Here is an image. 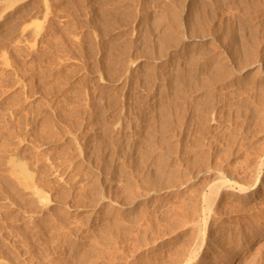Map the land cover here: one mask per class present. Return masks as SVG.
<instances>
[{"label": "rangeland", "instance_id": "374dc122", "mask_svg": "<svg viewBox=\"0 0 264 264\" xmlns=\"http://www.w3.org/2000/svg\"><path fill=\"white\" fill-rule=\"evenodd\" d=\"M263 155L264 0H0V264H264Z\"/></svg>", "mask_w": 264, "mask_h": 264}, {"label": "bare ground", "instance_id": "6f19581e", "mask_svg": "<svg viewBox=\"0 0 264 264\" xmlns=\"http://www.w3.org/2000/svg\"><path fill=\"white\" fill-rule=\"evenodd\" d=\"M171 13H172V15L174 16V19H175L176 21H178L179 18H180V14H179V1H178V2H175V4L172 5ZM189 18H190V17H188L187 19L189 20ZM176 21H175V22H176ZM189 21H190V20H189ZM176 23H177V22H176ZM188 23H189V22H188ZM199 28H200V26H199ZM202 28H204V27H202ZM200 30H201L200 32H202L203 29L200 28ZM203 31H204V30H203ZM191 40H194V38H191ZM251 52H252V51H251ZM251 56H252V55H251ZM213 76H218V77H213ZM212 77L215 78V80H218V81H219V78H220V77H219L218 74L214 73V74H212ZM216 78H217V79H216ZM176 81H177V80H176ZM189 81H190V80H189ZM205 81H206V80H205ZM207 82H208V80H207ZM207 82H206V83H207ZM175 83H176V82H175ZM195 83H196V82H195ZM200 83H201V82H200ZM191 84H192V82H190V86H189L190 89H191V86H192ZM201 84H202V83H201ZM208 84H209V83H208ZM197 86H198V85H197ZM209 86H210V85L207 86L206 84H205V86H202V87H203L202 89H203V91L205 92V95H204L205 97H206L207 95L209 96V95L211 94V93L209 94V92H210V90H209ZM186 87H187V85H186ZM189 87H188V89H189ZM196 88H197V87H196ZM210 88H211V87H210ZM175 89H176V88H175ZM188 89H187V90H188ZM199 89H200V88H199ZM214 89H215V88H214ZM193 90L196 91V89L192 88V91H193ZM189 91H191V90H189ZM189 91H187V92H189ZM192 91H191L190 93H192ZM198 91H199V90H198ZM201 92H202V91H201ZM199 93H200V92H199ZM186 96H187V94H186ZM200 96H202V95H200ZM208 96H207V97H208ZM202 97H203V96H202ZM177 98H178V97H177ZM177 98H176V99H177ZM208 98H209V97H208ZM208 98H207V99H208ZM203 99H206V98H202V101H203ZM209 99H210V98H209ZM174 101H175V100H174ZM176 101H177V100H176ZM177 102H178V101H177ZM208 102H209V100H208ZM202 103H203V102H202ZM186 104H187V103H186ZM186 104H185V105H186ZM205 104L207 105V107L210 105L209 103H205ZM179 105H181V104H179ZM185 105H183V106H185ZM201 105H202V104H201ZM203 105H204V104H203ZM179 107H180V106H178V109H177L178 111H179ZM185 107H187V105H186ZM184 109H185V108H184ZM184 109H183V110H184ZM204 109H205V108H204ZM206 109H207V108H206ZM206 109H205V110H206ZM185 110H186V109H185ZM185 110L182 111V112H185ZM207 111H208V110H207ZM175 113H177V112H175ZM175 113H174V114H175ZM177 114L180 115L179 113H177ZM181 114H182V113H181ZM178 115H177V116H178ZM187 116H188V115H187ZM179 117H180V116H179ZM179 117H178V118H179ZM182 117H183V116H182ZM184 117H185V116H184ZM198 118H199V117H198ZM202 118H203V117H202ZM200 119H201V118H200ZM203 119H204V118H203ZM198 120H199V119H198ZM199 123H200V122H199ZM260 164H262V165L264 164V155L261 157V161H260L259 165H260ZM252 176H254V175H252ZM258 177H259V174H258ZM225 182H226V181H225ZM226 183H227V182H226ZM227 184H228V183H227ZM256 190H257V182L253 183V185H251V187H241V188H239V194H241V195H243V196H249V195L253 194ZM130 195H131V193H130ZM130 197H131V196H130ZM130 197H129V198H130ZM132 197H133V196H132ZM133 199H134V198H133ZM113 211H114V210H113ZM112 213H113V212H112ZM112 215H113V214H112ZM114 216H115V215H114ZM116 217H117V215H116ZM116 217H114V219H117ZM112 218H113V217H112ZM117 220H119V218H118ZM117 220H116V221H117ZM119 221H120V220H119ZM113 222H115V221H113ZM109 223H110V222H109ZM116 223H117V222H116ZM180 223H182V222H180ZM111 224H112V223H111ZM118 224H120V223L118 222ZM172 224H173V223H172ZM177 224H178V225H176V226H177V228H178L179 223H177ZM194 224H195V223H194ZM113 225H114V224H113ZM113 225H111V226H112V227H111L112 230H114L113 228H115V225H114V227H113ZM174 225H175V222H174ZM174 225H172V228L174 227ZM181 225H182V224H181ZM195 225H196V226H194V225L192 224V226H194L195 229H193V230L191 229L192 231H194V233H193V234H194V237H192L193 239H192L191 243H190V241H188L189 244H191L190 249L188 248L189 250L186 251V248H184V247H185V246H184L183 248H184V250L186 251V252H185L184 250H182L183 248H181V250H182V251H181L182 254H183V252H185V254H184L181 258H180V256L177 255V257H179L180 259L178 258V260L172 262V264H192V262L194 261V259H195L196 256H197V255H196V250H197L198 248H201V247L204 245V240H203V237H202V235H203V234H202L203 231L201 230V228H200V226H199L198 224H195ZM197 225H198V226H197ZM109 226H110V225H109ZM109 226H108V227H109ZM118 226H119V225H118ZM176 226L174 227L175 230L177 229ZM192 226H191V227H192ZM167 227H168V226H167ZM169 227H170V226H169ZM109 228H110V227H109ZM109 228H108V229H109ZM172 228H171V229H172ZM179 228H180V226H179ZM162 229H164V228H162ZM171 229H169V231H171V233H172V231H174V230H171ZM117 230H118V229H117ZM165 230L167 231V228H165ZM115 231H116V230H115ZM164 232H165V231H163V233H164ZM175 232H176V231H175ZM117 233H118V232H117ZM117 233H116V235H117ZM105 234H106V232H105ZM158 234H159V233H157V235H158ZM165 234H166V233H165ZM193 234H192V235H193ZM112 235H113V234H111L110 237H111ZM102 236H103V235H102ZM108 236H109V235H108ZM114 236H115V235H114ZM159 236H160V235H159ZM106 237H107V236H106ZM115 237H116V236H115ZM107 238H108V237H107ZM116 238H117V237H116ZM105 240H106V239H105ZM108 240H110V239H108ZM108 240H107V242H109ZM190 240H191V239H190ZM188 242H187V243H188ZM205 242H206V241H205ZM114 243H115V242H114ZM95 244H96V243H95ZM110 244H111V243H110ZM92 245H93V244H92ZM186 246H187V245H186ZM96 249H97V248H96ZM96 249H95V250H96ZM208 249H209V248H208ZM92 250H93V249H92ZM102 251H103V250H102ZM102 251H100V252H102ZM199 251H200V249H199ZM79 252H80V251H79ZM87 253H88V252H87ZM94 253H95V254H98L99 251H98L97 253H96V252H94ZM206 253H207V252H206ZM77 254H78V253H77ZM85 254H86V253H85ZM85 254L82 253V254H80V255H81L82 258H83V257H84L83 255H85ZM88 254H91V252H89ZM99 254H100V253H99ZM178 254L182 255L181 253H178ZM80 255H79V256H80ZM79 256H78V257H79ZM92 256H93V255H92ZM94 256H95V255H94ZM96 256H98V255H96ZM96 256H95V259H96ZM205 256H206V255H205ZM100 257H101V256H100ZM175 257H176V256H175ZM175 257H174V258H175ZM177 257H176L175 259H177ZM194 257H195V258H194ZM86 258H89V259H90L91 256L89 257V255H88V257H87V255H86ZM174 258H172V259H174ZM206 258H207V257H206ZM78 259H79V258H78ZM92 259H93V258H92ZM172 259H171V260H172ZM175 259H174V260H175ZM83 260H84V259H83ZM87 260H88V259H87ZM98 260H99V259H98ZM197 260H198V259H197ZM89 261H92V260L90 259ZM89 261H88V262H89ZM200 261H201V260H200ZM254 261H255V260H254ZM170 262H171V261H170ZM196 262H197V261H196ZM203 262H205V260H204ZM84 263H86V262H84ZM252 263H253V261H252ZM168 264H170V263H168ZM194 264H195V262H194ZM259 264H260V262H259Z\"/></svg>", "mask_w": 264, "mask_h": 264}]
</instances>
